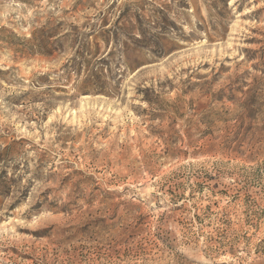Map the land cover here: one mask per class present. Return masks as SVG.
Instances as JSON below:
<instances>
[{"label": "rangeland", "instance_id": "374dc122", "mask_svg": "<svg viewBox=\"0 0 264 264\" xmlns=\"http://www.w3.org/2000/svg\"><path fill=\"white\" fill-rule=\"evenodd\" d=\"M0 264H264V0H0Z\"/></svg>", "mask_w": 264, "mask_h": 264}]
</instances>
